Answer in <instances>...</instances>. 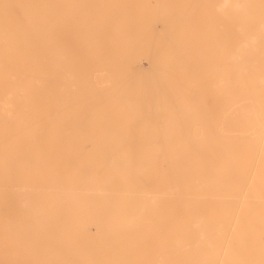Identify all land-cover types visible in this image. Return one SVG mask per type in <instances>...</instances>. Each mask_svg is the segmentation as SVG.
<instances>
[{"label":"bare ground","instance_id":"6f19581e","mask_svg":"<svg viewBox=\"0 0 264 264\" xmlns=\"http://www.w3.org/2000/svg\"><path fill=\"white\" fill-rule=\"evenodd\" d=\"M258 1L0 0V264H264Z\"/></svg>","mask_w":264,"mask_h":264},{"label":"rangeland","instance_id":"374dc122","mask_svg":"<svg viewBox=\"0 0 264 264\" xmlns=\"http://www.w3.org/2000/svg\"><path fill=\"white\" fill-rule=\"evenodd\" d=\"M196 1L201 2V1H206V0H196ZM210 1L213 4L212 8H211V15H212L211 16V25H212V31H211V39L212 40H211V42L213 43L214 49L220 47V48L224 49L223 52H226V49L229 48L230 43L233 41L231 36L236 35L239 38V34H240L239 28L234 27L233 24L230 22L229 14H227L225 12H216L214 5H215L217 0H210ZM255 5H256V8H258L257 10H260L261 7L264 5V0L258 1L257 4H255ZM197 10H199V6H197ZM198 20L199 19L196 18V24L199 23ZM152 30H153L151 32L152 34L150 33L149 36H145L144 38H146L147 43H149L151 50L153 52H155V50L157 51V49L160 48V45H162V43H163L162 37L156 38V36L158 34L163 33V31H164V27H163L162 22L158 21L155 28ZM155 34H157V35L154 36ZM226 34H228V35H226ZM227 37H228V39H227ZM135 38L137 39V35ZM226 41H227L228 45H227V43H225ZM155 46H156V48H155ZM150 48H149V50H150ZM213 58H220L221 60L226 59V54L225 55L223 53L219 54V55L214 54ZM152 60H153V62H150V60L148 58L142 57L141 65H142V68H144L146 70L145 71L146 73L154 75L153 73H154V70L157 68V64H156L157 62L153 58H152ZM151 72H153V73H151ZM165 82H167V79L162 78V81L160 83L163 84Z\"/></svg>","mask_w":264,"mask_h":264}]
</instances>
